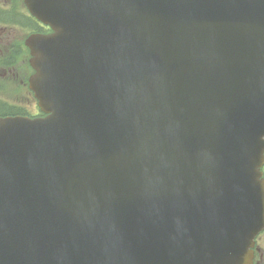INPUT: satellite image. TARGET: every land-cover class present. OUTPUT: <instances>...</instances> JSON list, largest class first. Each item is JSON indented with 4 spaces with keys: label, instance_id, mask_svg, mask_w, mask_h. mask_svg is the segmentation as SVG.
<instances>
[{
    "label": "water",
    "instance_id": "obj_1",
    "mask_svg": "<svg viewBox=\"0 0 264 264\" xmlns=\"http://www.w3.org/2000/svg\"><path fill=\"white\" fill-rule=\"evenodd\" d=\"M27 4L47 116L0 119V264H250L264 0Z\"/></svg>",
    "mask_w": 264,
    "mask_h": 264
},
{
    "label": "flooded vegetation",
    "instance_id": "obj_2",
    "mask_svg": "<svg viewBox=\"0 0 264 264\" xmlns=\"http://www.w3.org/2000/svg\"><path fill=\"white\" fill-rule=\"evenodd\" d=\"M37 33L47 31L28 14L25 0H5L4 5L0 3V118L42 116L28 88L33 70L25 43L31 34ZM261 170L264 178V166ZM252 264H264V231L254 240Z\"/></svg>",
    "mask_w": 264,
    "mask_h": 264
},
{
    "label": "rangeland",
    "instance_id": "obj_3",
    "mask_svg": "<svg viewBox=\"0 0 264 264\" xmlns=\"http://www.w3.org/2000/svg\"><path fill=\"white\" fill-rule=\"evenodd\" d=\"M5 1V0H4ZM4 1H0V3H2V5H4Z\"/></svg>",
    "mask_w": 264,
    "mask_h": 264
}]
</instances>
